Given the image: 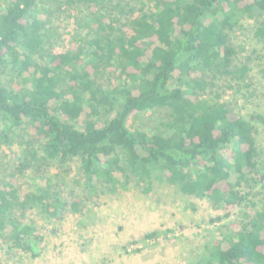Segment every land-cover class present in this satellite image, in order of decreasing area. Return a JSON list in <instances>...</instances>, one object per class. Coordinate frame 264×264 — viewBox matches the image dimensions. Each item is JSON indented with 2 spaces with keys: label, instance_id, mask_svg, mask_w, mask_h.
Segmentation results:
<instances>
[{
  "label": "trees",
  "instance_id": "trees-1",
  "mask_svg": "<svg viewBox=\"0 0 264 264\" xmlns=\"http://www.w3.org/2000/svg\"><path fill=\"white\" fill-rule=\"evenodd\" d=\"M69 9L86 31L63 49ZM259 15L264 0H0V147L16 138L20 167L37 182L24 192L15 177L0 178V243L37 258L29 212L57 220L79 212L83 198L67 203L64 183L48 174L67 175L70 162L90 197L131 184L148 192L161 181L223 206L225 217L250 208L240 187L256 168L259 117L247 121L201 94L228 76L243 79L229 33L247 17L264 44ZM105 71L118 72L108 86L95 79ZM157 112L165 130L129 125ZM21 133L32 141L24 146ZM244 217L196 264H264V209Z\"/></svg>",
  "mask_w": 264,
  "mask_h": 264
},
{
  "label": "rangeland",
  "instance_id": "rangeland-1",
  "mask_svg": "<svg viewBox=\"0 0 264 264\" xmlns=\"http://www.w3.org/2000/svg\"><path fill=\"white\" fill-rule=\"evenodd\" d=\"M75 17L76 13L71 9L63 16V24L72 32V35L65 34L61 38L59 43L63 49H68L70 41H74L79 33L81 37L85 36L86 30H79L76 24L84 16L78 14ZM257 17L262 20L264 15ZM257 24L255 20L243 17L229 33V42L236 51L235 71L242 66L248 69L243 79L235 81L228 76L201 94L203 101L224 103L247 121L250 117H259L251 120L257 151L256 168L248 176L250 180L240 187L243 195L249 194L247 205L250 208L235 210L225 217L223 206L214 209L207 199L184 195L161 181H154L148 192L131 184L124 190L96 192L90 197L88 191L75 183V180L81 183L82 180L78 179L76 163L70 162L67 175L62 169L53 167L48 174L54 179V185L59 181L64 183L66 192L63 198L67 203L83 198L79 212L72 213L67 209L60 220L47 218L37 211L29 212L28 220L36 236L41 238L35 243L40 255L30 258L23 252L8 250L0 243V264H196L223 235L237 231V224L245 220L244 214L252 215L263 210L264 178L260 179V176L264 175V44L254 37ZM117 74L105 71L95 79L108 86V80ZM164 119L162 112L151 113L139 116L135 126L129 125L165 130L159 125L165 122ZM20 136L24 146L32 141L26 133ZM16 140L10 146L1 144L0 178L13 176L22 191L30 192L37 182L30 170L20 167L22 148ZM237 177L234 171H230L231 183H235ZM150 234L153 236L147 237Z\"/></svg>",
  "mask_w": 264,
  "mask_h": 264
}]
</instances>
